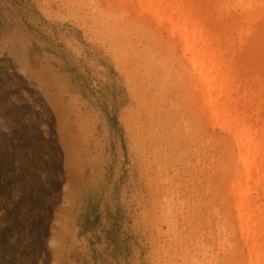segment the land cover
<instances>
[{
    "label": "rangeland",
    "instance_id": "374dc122",
    "mask_svg": "<svg viewBox=\"0 0 264 264\" xmlns=\"http://www.w3.org/2000/svg\"><path fill=\"white\" fill-rule=\"evenodd\" d=\"M119 4L0 0V264H224L177 58Z\"/></svg>",
    "mask_w": 264,
    "mask_h": 264
},
{
    "label": "bare ground",
    "instance_id": "6f19581e",
    "mask_svg": "<svg viewBox=\"0 0 264 264\" xmlns=\"http://www.w3.org/2000/svg\"><path fill=\"white\" fill-rule=\"evenodd\" d=\"M116 2L154 23L177 58L179 141L209 161L210 192L224 209L221 260L245 254L227 250L235 224L248 251L241 263L264 264V0Z\"/></svg>",
    "mask_w": 264,
    "mask_h": 264
}]
</instances>
